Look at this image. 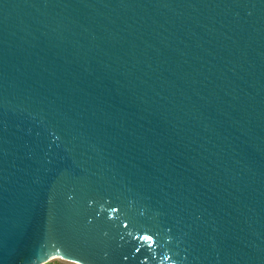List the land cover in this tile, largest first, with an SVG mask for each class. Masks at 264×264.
<instances>
[{
    "label": "water",
    "instance_id": "95a60500",
    "mask_svg": "<svg viewBox=\"0 0 264 264\" xmlns=\"http://www.w3.org/2000/svg\"><path fill=\"white\" fill-rule=\"evenodd\" d=\"M58 256L264 264V0H0V264Z\"/></svg>",
    "mask_w": 264,
    "mask_h": 264
},
{
    "label": "rangeland",
    "instance_id": "374dc122",
    "mask_svg": "<svg viewBox=\"0 0 264 264\" xmlns=\"http://www.w3.org/2000/svg\"><path fill=\"white\" fill-rule=\"evenodd\" d=\"M45 264H71V263L61 258L60 256H58V257L47 259Z\"/></svg>",
    "mask_w": 264,
    "mask_h": 264
},
{
    "label": "snow or ice",
    "instance_id": "6c2138e0",
    "mask_svg": "<svg viewBox=\"0 0 264 264\" xmlns=\"http://www.w3.org/2000/svg\"><path fill=\"white\" fill-rule=\"evenodd\" d=\"M146 239L151 240L152 238L149 236V237H146Z\"/></svg>",
    "mask_w": 264,
    "mask_h": 264
}]
</instances>
